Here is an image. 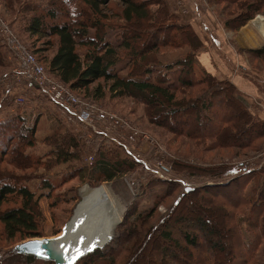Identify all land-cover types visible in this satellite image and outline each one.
I'll list each match as a JSON object with an SVG mask.
<instances>
[{
  "label": "trees",
  "instance_id": "16d2710c",
  "mask_svg": "<svg viewBox=\"0 0 264 264\" xmlns=\"http://www.w3.org/2000/svg\"><path fill=\"white\" fill-rule=\"evenodd\" d=\"M18 1L6 0L11 8ZM110 1L46 0V5L41 6L35 0H21L25 33L38 40L49 39L48 44L55 47L54 54L48 59L38 54L44 51L41 48L34 51L39 61H47L44 67L48 74L72 91L87 92L93 84L103 81L113 98L130 97L144 104L147 118L152 123L193 141H213L222 147H247L264 136V121L250 112L236 86L205 69H202L201 77L196 76L201 41L190 24L180 23L169 12L165 0H121L116 17L104 13L112 11ZM237 1L232 0L233 3ZM256 3L246 7L253 8L252 14L259 12ZM251 17L250 14L238 25ZM107 28L119 31V45L105 40ZM90 30L94 31L93 37L89 36ZM160 34L163 35L161 39ZM0 41L7 46L1 36ZM184 46L190 47V52L165 64L161 71L151 67L159 62V48ZM78 47L86 48L85 53H80ZM6 50H0L2 67L9 55L8 47ZM252 53L260 57L264 55V47L254 49ZM123 60L127 67H117ZM123 70H126L125 74L121 73ZM97 87L95 91L100 97L103 87ZM49 115V133L42 139L36 137L41 118L39 111L33 114L18 109L0 120V166H10L22 173L0 169V237L8 242L7 248L0 245V264H53L13 250L18 242H12L17 238L23 241L45 237L36 191H47L45 196L51 200L49 208L52 209L58 201L54 191L66 182L86 176L93 183L108 182L131 172L139 163L123 147L120 149L121 144L115 140L84 139L63 127L54 114ZM170 122L175 125L170 127ZM229 131L234 135L247 132L249 137L238 143L233 140L234 135L229 139ZM37 143L47 145L48 149L37 152ZM88 157H93L90 166L86 164ZM180 161L171 159L168 170L191 177L208 176L218 181L182 194L169 214L157 223L150 224L155 208L140 212L134 208L122 222L126 224L129 220L130 223L124 234L126 239L115 246L113 253H107L104 245L83 255L75 264L105 261L107 264H156L157 261L159 264H217L216 251L223 254L224 264H233L234 256L229 255L233 252L236 256L234 241L241 248L236 264H258L256 253L261 241L264 242V181L257 193L246 195L243 188L250 178L243 177L246 183H238L239 188L234 186L238 195L230 201L229 192L223 190H229L235 181L218 183L222 179H217L229 175L228 164L207 169L185 164L184 160L182 165ZM27 170L36 173L25 174ZM33 179L35 183L30 182ZM171 184L175 185V182ZM166 191L169 190L166 188ZM218 199L223 202H216ZM188 200L195 203L190 210L192 215L183 221L175 219L173 225L179 223V226L173 227L170 221L174 213ZM18 201L19 205L8 206V203ZM204 201L207 204H203ZM237 214L245 218L238 219ZM52 216L55 218L54 213ZM159 224L165 226L161 232ZM120 230L123 234V224ZM57 233L59 230L54 231ZM175 233L181 240L173 236ZM231 237L234 241H229ZM158 239L173 248L162 245L154 249L151 257L148 243H157ZM125 254L127 258L122 262ZM261 255L264 257V248Z\"/></svg>",
  "mask_w": 264,
  "mask_h": 264
},
{
  "label": "rangeland",
  "instance_id": "374dc122",
  "mask_svg": "<svg viewBox=\"0 0 264 264\" xmlns=\"http://www.w3.org/2000/svg\"><path fill=\"white\" fill-rule=\"evenodd\" d=\"M35 1L39 2L41 6L46 5V0ZM168 1L171 2L172 0ZM183 1L185 0L174 1L176 11H171L169 7L168 10L179 19L180 23L190 24V27L202 44V49L200 48L197 54L201 55L202 53L209 57L211 60V73L213 75L223 72V69L228 72L229 77L220 80H227L229 83L236 86L235 83H233L235 77L234 82L250 93V95H245L236 87L246 100L250 112L255 115L257 119L264 121L261 117L264 113V55L257 57L252 53V50L264 47V42L259 40L258 45L248 46V44L239 39V34L243 27L256 16H264V0H239L236 3H233L232 0H193L194 2L188 3L187 0L185 1L187 6ZM165 2L167 4V0H165ZM255 2H258L255 6L259 12L252 14L253 8L246 7ZM9 6L6 0H0V16L4 22L13 30L16 36L23 41L30 51L34 52L41 48V50L44 51L38 54L41 57L50 58L55 52V47H51V45L48 44V42L51 41H48L49 39L38 40L36 37H30L29 34L25 33L21 0L15 2L12 8ZM110 6L112 11L106 10L104 13L111 17H116V10L121 6V0H111ZM247 12L248 14H246ZM250 14L252 15L251 19L249 18L247 21L243 20V24L239 26L238 23L241 22L242 19L248 18ZM93 35L94 31L90 30L89 36L93 37ZM162 37L163 35L160 34L159 38L161 39ZM105 40L117 46L121 42V34H119V31L115 30V28H107ZM4 46L3 41H0V50L7 52V46ZM77 49L82 54L85 53L84 51L86 50V48L82 47H78ZM189 52L190 47L187 46L181 48H159L157 52L159 62L151 65V67L155 68V71H161L165 64L173 63L177 58ZM216 53L218 56H215ZM225 59L229 62V65L223 64ZM6 62V65L3 67L0 66V78H3V75H7L15 65V60L10 50ZM42 62L43 65H47V61L44 60ZM117 67L124 68L127 67V64L123 60ZM202 69L204 68L197 61L195 65L196 76H202ZM121 73L125 74L126 70L121 71ZM10 84L13 85H11L9 97H7L8 95L2 94L4 85H0V120L18 109L20 111L32 112L33 114H37L39 111L41 118L38 123L36 137L38 139L44 138L49 133V114H54L55 116L59 115L57 106L54 105L46 95L33 86H31V88H34V90H32V97L28 96L25 91H21L20 86H25L24 82H21V80L10 81ZM97 85L103 87L100 97L99 93L95 91L98 88ZM69 90L72 94L92 101L94 105L105 111L108 116H113L117 122H115L114 125L100 124V126L93 128L84 124L69 123L58 117L60 124L67 129H71L73 133L80 134L84 139H94L95 141H100L102 139L115 140L118 144H121L119 146L120 149L124 148L126 153L128 152L127 154L131 155L135 162L138 161L139 163L131 172L117 176L108 182L93 183L89 180L88 176L81 179L80 177H76L66 182L54 191L58 201L56 207L52 209L49 208L51 200L46 199L45 196L47 191H36L35 198L39 200L38 206L44 220L42 223V232L45 237L58 236L61 234L62 229L74 216L75 209L81 201L80 189L83 186L96 189L102 185H106L116 199H118V203H120L121 219L115 224L114 231L112 230V237L105 244V251L107 253H113L115 246L117 244H122L124 239H126L124 234L129 228L130 223L129 220L125 221L126 224L122 222L127 213L132 212L134 208H137L138 212L148 208H155V215L150 220V224L157 223L160 218L169 214L174 205L181 199L182 194H185V187L198 188L204 184L210 185L218 181L208 176L191 177L186 174L174 172L173 170L169 171L168 168H170L169 164L171 159L181 160L180 162L182 165V161L184 160L186 161L184 162L185 164L207 169L210 168L209 166L228 164L229 175H224L217 179H222L219 180L220 182L218 183L235 181L231 184L229 190H223L229 192L230 201L231 199L233 201V198L238 195V183H246L247 180L243 179V177L247 176L250 178L243 188V192L246 195L257 193L264 181V136L258 137L252 142V146L247 147H236L232 145L229 147H222L219 144L212 143L213 141H193L190 138L175 135L167 128L152 123L147 118L148 115L144 104L135 102L130 97L113 98L107 90V85L103 81L93 84L89 87L87 92ZM17 95L25 98L24 104H11V98ZM32 108L36 110L33 111ZM175 123H177L176 120ZM175 123L170 122L168 125L171 127V125H175ZM232 135H234V133L229 131V139H231L230 137H232ZM234 136L236 138L234 137L233 140L239 143L245 141V139L249 137V133H242V135L241 133H237ZM47 149V145L41 143H37L36 145L37 152H42ZM89 160L92 162L93 157H88L86 164ZM4 168L22 174L10 166H0V169ZM34 173L36 172L27 170L25 174ZM249 173H252V175ZM156 180L168 181V183L165 185L164 183L156 182ZM30 182L35 183L36 180L33 179ZM174 182L175 185L171 184ZM234 186H237V188H234ZM165 187L169 190L166 191V193ZM210 201L213 202L212 199ZM216 202L222 203L223 200L218 199ZM155 203L157 204L155 205ZM184 203L181 204L182 208H179L178 211L174 213V218L170 221L171 225H173V221L177 218L183 221L186 217L192 215L190 210L191 207L195 205L194 201L191 202L188 200ZM202 203L207 204L205 201ZM230 203L231 202H229V210H231ZM14 205H19V201L8 203V206ZM52 213H54L55 218H53ZM244 218V216L238 215V219L243 220ZM125 220H127V218H125ZM130 220H132V217ZM122 224L124 229L123 234H121L120 230ZM162 226V224H159L160 232L165 229V226ZM178 226L179 223L173 225V227L176 228H178ZM176 228L174 229L175 232H177ZM58 230L59 233L54 234V231ZM173 236L177 240H181V237L177 236V233L173 234ZM229 241L234 240L231 237ZM16 242L20 243L22 241H19L17 238L12 244ZM234 242V247H236L237 250L236 256L235 254L233 255V252L229 256H234L233 264H236L239 260L238 253L241 248L238 242ZM261 243L259 251L256 253L258 264H264V257L261 255L264 242L261 241ZM148 244L151 245V257L153 256L152 253H154V249H159L162 245H169V243H164V241L160 239L157 240V243L149 242ZM0 245L7 248L5 246L8 245V242H6L3 237H0ZM169 246L173 248L172 245ZM126 258V254L122 255V262H124ZM216 262L217 264H224L223 254L219 251H216ZM100 264L107 263L105 261ZM156 264H159L158 261Z\"/></svg>",
  "mask_w": 264,
  "mask_h": 264
},
{
  "label": "built area",
  "instance_id": "2783aa9c",
  "mask_svg": "<svg viewBox=\"0 0 264 264\" xmlns=\"http://www.w3.org/2000/svg\"><path fill=\"white\" fill-rule=\"evenodd\" d=\"M0 36L4 39L15 60V65L10 72L0 78V85H4L2 94L9 97L11 85H13L10 84V81L21 80L24 85L36 86L35 89L46 95L57 106L59 113L57 118L60 117L69 123L84 124L93 128L100 126V124L114 125L117 122L113 116H108L92 101L72 94L67 85L49 75L35 53L25 46L1 16ZM11 102L13 105H21L24 104L25 98L20 95L13 96ZM91 163L89 160L87 165L90 166Z\"/></svg>",
  "mask_w": 264,
  "mask_h": 264
},
{
  "label": "bare ground",
  "instance_id": "6f19581e",
  "mask_svg": "<svg viewBox=\"0 0 264 264\" xmlns=\"http://www.w3.org/2000/svg\"><path fill=\"white\" fill-rule=\"evenodd\" d=\"M239 39L248 46L258 45L259 40L264 42V16H256L243 27ZM80 196L74 216L58 235L66 246L77 252L104 244L121 219L120 203L106 185L96 189L83 186Z\"/></svg>",
  "mask_w": 264,
  "mask_h": 264
},
{
  "label": "water",
  "instance_id": "95a60500",
  "mask_svg": "<svg viewBox=\"0 0 264 264\" xmlns=\"http://www.w3.org/2000/svg\"><path fill=\"white\" fill-rule=\"evenodd\" d=\"M193 189V187H185L184 192L186 193ZM37 241L40 242L38 245L35 243ZM108 241L95 248L103 247ZM95 248L77 252L72 250L68 245L66 246L58 236H52L27 239L17 243L13 247V250L18 254L32 256L40 260L51 261L53 264H75L80 257L91 252Z\"/></svg>",
  "mask_w": 264,
  "mask_h": 264
},
{
  "label": "crops",
  "instance_id": "0c3cea01",
  "mask_svg": "<svg viewBox=\"0 0 264 264\" xmlns=\"http://www.w3.org/2000/svg\"><path fill=\"white\" fill-rule=\"evenodd\" d=\"M174 1L175 0H172L171 2H169L168 0H167V5H168V7L171 9V11H176V7H174ZM185 1H187V0H185ZM185 1H183V2H185ZM197 1V0H196ZM189 2H194L193 0H188V3ZM186 6H187V3L185 2L184 3ZM185 6V7H186ZM178 9V8H177ZM202 49V48H201ZM215 55V54H214ZM215 56H218V54L216 53V55ZM197 61H198V63L205 69V70H207V71H209V72H211V60L209 59V57H207V56H205L204 54H202L201 53V55L200 54H197ZM219 62V61H218ZM219 64H220V62H219ZM224 65L225 64H228L229 65V62L225 59V62L223 63ZM221 65V64H220ZM227 65V66H228ZM229 69V68H228ZM223 72H219V73H216L215 74V76H217L219 79H223V78H225V77H229V74H228V72H226L224 69L222 70ZM236 80H237V78H236ZM234 81H235V77H234ZM233 81V83H235V85H236V87L239 89V90H241L242 92H243V94H245V95H250V93H248L247 92V90L245 91L242 87H239V85L236 83V82H234ZM239 81V80H238ZM20 89H21V91H25V93L26 94H28V96H30V97H32V90H34V88H31V85H29V87H28V85L26 84L25 86H20ZM248 99V98H247ZM261 117L264 119V113L261 115Z\"/></svg>",
  "mask_w": 264,
  "mask_h": 264
},
{
  "label": "snow or ice",
  "instance_id": "6c2138e0",
  "mask_svg": "<svg viewBox=\"0 0 264 264\" xmlns=\"http://www.w3.org/2000/svg\"><path fill=\"white\" fill-rule=\"evenodd\" d=\"M37 245L40 243L39 241L35 242Z\"/></svg>",
  "mask_w": 264,
  "mask_h": 264
}]
</instances>
